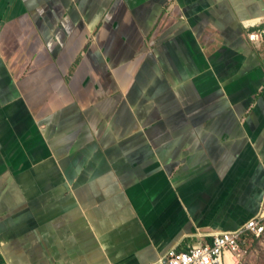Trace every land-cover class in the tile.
I'll return each mask as SVG.
<instances>
[{"label": "crops", "instance_id": "crops-1", "mask_svg": "<svg viewBox=\"0 0 264 264\" xmlns=\"http://www.w3.org/2000/svg\"><path fill=\"white\" fill-rule=\"evenodd\" d=\"M264 0H0L2 264H161L264 194Z\"/></svg>", "mask_w": 264, "mask_h": 264}, {"label": "built area", "instance_id": "built-area-1", "mask_svg": "<svg viewBox=\"0 0 264 264\" xmlns=\"http://www.w3.org/2000/svg\"><path fill=\"white\" fill-rule=\"evenodd\" d=\"M255 49H264V26L247 33ZM264 236V194L258 213L239 228L212 234L204 243L183 251L173 247L163 257L161 264H234L229 257L245 256L254 238ZM238 261L236 264H239Z\"/></svg>", "mask_w": 264, "mask_h": 264}, {"label": "rangeland", "instance_id": "rangeland-1", "mask_svg": "<svg viewBox=\"0 0 264 264\" xmlns=\"http://www.w3.org/2000/svg\"><path fill=\"white\" fill-rule=\"evenodd\" d=\"M237 260L240 261L239 264H264V236L253 245L250 244L247 254L243 257L240 255Z\"/></svg>", "mask_w": 264, "mask_h": 264}, {"label": "bare ground", "instance_id": "bare-ground-1", "mask_svg": "<svg viewBox=\"0 0 264 264\" xmlns=\"http://www.w3.org/2000/svg\"><path fill=\"white\" fill-rule=\"evenodd\" d=\"M240 257V255H237V256H235V257H229V262L230 263H234L235 264V262H238V258Z\"/></svg>", "mask_w": 264, "mask_h": 264}, {"label": "trees", "instance_id": "trees-1", "mask_svg": "<svg viewBox=\"0 0 264 264\" xmlns=\"http://www.w3.org/2000/svg\"><path fill=\"white\" fill-rule=\"evenodd\" d=\"M262 237H263V236H262ZM258 239H259V238H254L251 244L253 245L256 241H258ZM2 263H3V257H2V255H1V253H0V264H2Z\"/></svg>", "mask_w": 264, "mask_h": 264}]
</instances>
